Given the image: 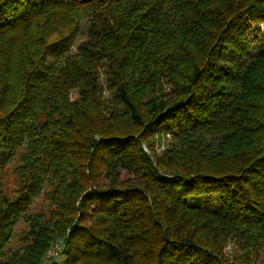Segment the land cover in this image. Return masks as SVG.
<instances>
[{
  "label": "trees",
  "instance_id": "16d2710c",
  "mask_svg": "<svg viewBox=\"0 0 264 264\" xmlns=\"http://www.w3.org/2000/svg\"><path fill=\"white\" fill-rule=\"evenodd\" d=\"M58 241L264 264V0H0V264Z\"/></svg>",
  "mask_w": 264,
  "mask_h": 264
},
{
  "label": "built area",
  "instance_id": "2783aa9c",
  "mask_svg": "<svg viewBox=\"0 0 264 264\" xmlns=\"http://www.w3.org/2000/svg\"><path fill=\"white\" fill-rule=\"evenodd\" d=\"M62 244L61 241H58L46 254L44 262L41 264H48L53 259H57L61 251Z\"/></svg>",
  "mask_w": 264,
  "mask_h": 264
},
{
  "label": "rangeland",
  "instance_id": "374dc122",
  "mask_svg": "<svg viewBox=\"0 0 264 264\" xmlns=\"http://www.w3.org/2000/svg\"><path fill=\"white\" fill-rule=\"evenodd\" d=\"M227 250L230 252L232 250L231 244L227 245Z\"/></svg>",
  "mask_w": 264,
  "mask_h": 264
}]
</instances>
